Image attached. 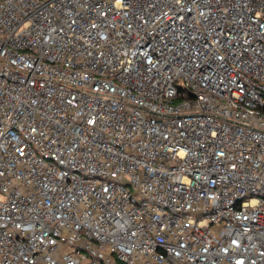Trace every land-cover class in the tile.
I'll list each match as a JSON object with an SVG mask.
<instances>
[{"label":"built area","instance_id":"1","mask_svg":"<svg viewBox=\"0 0 264 264\" xmlns=\"http://www.w3.org/2000/svg\"><path fill=\"white\" fill-rule=\"evenodd\" d=\"M0 264H264V0H0Z\"/></svg>","mask_w":264,"mask_h":264}]
</instances>
